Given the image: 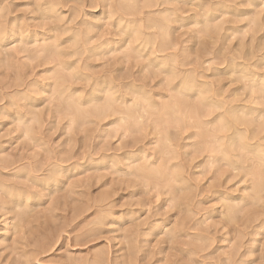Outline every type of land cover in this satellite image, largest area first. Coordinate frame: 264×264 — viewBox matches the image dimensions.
Instances as JSON below:
<instances>
[{"label":"rangeland","instance_id":"1","mask_svg":"<svg viewBox=\"0 0 264 264\" xmlns=\"http://www.w3.org/2000/svg\"><path fill=\"white\" fill-rule=\"evenodd\" d=\"M263 60L261 0H0V264H264V167L206 124Z\"/></svg>","mask_w":264,"mask_h":264},{"label":"bare ground","instance_id":"2","mask_svg":"<svg viewBox=\"0 0 264 264\" xmlns=\"http://www.w3.org/2000/svg\"><path fill=\"white\" fill-rule=\"evenodd\" d=\"M129 1V0H128ZM135 2V1H134ZM150 2V1H149ZM172 2V1H171ZM132 4V3H131ZM134 4V3H133ZM108 5V4H107ZM125 5V4H124ZM123 5V6H124ZM121 8V7H120ZM128 10V9H127ZM111 11V10H110ZM121 11V10H120ZM113 15V14H112ZM115 15V14H114ZM168 16V15H167ZM127 17V16H126ZM112 20V19H111ZM128 23V22H127ZM120 25V24H119ZM130 25V24H129ZM128 26V25H127ZM123 27L121 28L122 32L123 31H127L125 32L128 33V27ZM122 27V26H121ZM120 28V27H119ZM125 28V29H124ZM86 30V29H85ZM92 30V29H91ZM120 30V31H121ZM133 30V29H132ZM160 30V29H159ZM4 33V32H3ZM130 33V32H129ZM80 36V35H79ZM21 37V36H20ZM147 37V36H146ZM14 38V37H13ZM19 38V37H18ZM38 38V37H37ZM22 39V38H20ZM23 40V39H22ZM37 40V39H36ZM39 42V41H38ZM90 44V43H89ZM40 45V44H39ZM34 46V45H33ZM57 46V45H56ZM69 49V48H68ZM59 51V50H57ZM83 52V51H82ZM113 52V51H112ZM155 52V51H154ZM91 55V54H90ZM69 56V55H68ZM92 56V55H91ZM58 61V60H57ZM264 61V60H263ZM55 64V63H54ZM66 67V66H65ZM62 70V69H61ZM248 73V72H247ZM54 74V73H53ZM64 74V72H63ZM251 74V73H250ZM249 74V75H250ZM76 75V74H75ZM78 75V74H77ZM95 76V75H94ZM254 77V75H253ZM53 78V77H52ZM89 78V77H88ZM83 79V78H82ZM251 80V79H250ZM254 80V79H253ZM88 81V80H87ZM256 82V81H254ZM255 84V83H253ZM252 84V86H253ZM260 86V85H259ZM261 86L264 87V82L261 83ZM105 87V85H104ZM104 87H102L104 89ZM54 88V87H53ZM133 88V87H132ZM181 88V87H180ZM179 88V89H180ZM260 88V87H259ZM184 89L186 91H193L196 89V86L194 84H184ZM183 89V90H184ZM55 90V89H54ZM71 90V89H70ZM141 90V89H140ZM90 91V90H89ZM106 91V90H105ZM182 91V89L180 90ZM260 91V90H259ZM262 92V91H260ZM264 93V92H263ZM135 94V91H134ZM260 94V93H259ZM259 96V95H258ZM71 97V96H70ZM260 98V97H259ZM143 99V98H142ZM206 99V98H205ZM210 99V98H208ZM212 99V98H211ZM223 99V98H221ZM248 99V98H247ZM261 99V98H260ZM259 99V100H260ZM59 100V99H58ZM64 100V99H63ZM69 100V97H68ZM125 100V99H124ZM258 100V99H257ZM65 101V100H64ZM136 101V100H135ZM207 101V100H206ZM211 101V100H210ZM107 102V101H106ZM198 102V101H197ZM208 102V101H207ZM255 102V101H254ZM91 103V102H90ZM103 103V102H102ZM127 103V102H126ZM202 103V102H201ZM206 103V102H205ZM212 103V102H211ZM256 103V102H255ZM61 104V103H60ZM67 104V103H66ZM83 104V103H82ZM96 104V103H95ZM109 104V103H108ZM204 104V103H203ZM209 104V103H208ZM225 104V103H222ZM69 105V104H68ZM78 105V104H77ZM106 106V105H105ZM108 106V105H107ZM112 106V105H111ZM122 106V105H121ZM212 106V104H211ZM210 106V108H212ZM216 106V105H215ZM224 107V105H222ZM258 104L254 107L252 106H241L239 109L240 110H236V112H238L239 115H241V117H237V113L232 110L233 108H230V110L228 109V111L224 110L223 113L217 114L213 119L209 120L206 122L207 125H210L209 130H211L212 132L210 133L211 137L213 138V142L212 144H215V148H213L210 144L209 146H211L210 148H208L207 150V160H212V162H216L218 163L219 161H222L224 163V165L232 167V169H239L240 168H252L250 166L256 165L257 171H254V169H252L251 171L248 170V174L252 175V176H259L260 173L262 174L263 172H261V168L264 167V143H262V141L264 140V136L261 137L260 134H256V135H252L246 134V127L245 125L247 124V122L252 123L253 121H256L257 119L260 120L259 123V127H264V108H260L257 107ZM229 108V106H227ZM91 108V107H90ZM108 108V107H106ZM71 109V108H70ZM113 109V108H112ZM222 109V108H221ZM236 109V108H235ZM198 112V110H196ZM210 111V110H209ZM65 112V111H64ZM90 112V111H89ZM183 112V111H182ZM193 112V111H192ZM195 112V111H194ZM180 113V112H179ZM211 113V112H210ZM209 113V114H210ZM69 114V113H68ZM121 114V113H120ZM181 114V113H180ZM195 114V113H194ZM184 115V114H183ZM199 115V114H198ZM208 115V114H207ZM170 116V115H169ZM181 116V115H180ZM196 116V114H195ZM212 116V115H210ZM186 117V116H185ZM197 117V116H196ZM204 117V116H203ZM247 117H250L249 119H247ZM113 118V117H112ZM184 118V116H183ZM183 118L181 117L180 120L183 121ZM194 118V117H193ZM93 119V118H92ZM179 119V117H178ZM191 119V118H190ZM195 119V118H194ZM76 120V119H75ZM94 120V119H93ZM124 120V119H123ZM179 120V121H180ZM193 120V119H192ZM197 120V119H196ZM195 120V121H196ZM207 120V119H205ZM239 121L240 126L243 127L244 129L241 130V128L238 127H233L234 125H236L234 122L235 121ZM249 120V121H248ZM185 121V120H184ZM237 121V122H238ZM186 122V121H185ZM193 122V121H192ZM234 123L233 124V130L231 133H226L224 132L225 130L227 131V129H231V127L229 128L230 125H228L229 123ZM116 123V122H115ZM118 123V121H117ZM123 123V122H122ZM196 123V122H195ZM201 123V122H200ZM89 123H87L88 125ZM120 124V123H119ZM203 124V123H202ZM205 124V125H206ZM218 124V127H216ZM90 125V124H89ZM196 125V124H195ZM201 125V124H200ZM204 125V126H205ZM239 125V124H238ZM251 126V124H249ZM141 126V125H140ZM166 126V125H165ZM175 126V125H174ZM239 126V127H240ZM104 128V127H103ZM198 128V127H197ZM196 128V129H197ZM201 128V127H200ZM208 128V127H207ZM212 128V129H211ZM204 130V129H203ZM200 131V130H199ZM205 131V130H204ZM253 131V130H252ZM206 132V131H205ZM229 132V131H228ZM191 133V132H190ZM209 135V136H210ZM206 136V135H205ZM113 137V136H112ZM196 137V136H195ZM202 137V136H201ZM114 138V137H113ZM198 138V137H197ZM193 139V138H192ZM199 139V138H198ZM189 140V139H187ZM194 140V139H193ZM197 140V139H196ZM199 141V140H198ZM170 142V141H169ZM201 142V141H200ZM193 143V142H192ZM196 145V144H195ZM193 146V145H191ZM181 147V146H180ZM197 147V146H196ZM131 149V148H130ZM174 150V149H173ZM121 151V150H120ZM201 151V150H200ZM203 151V150H202ZM165 152V151H164ZM153 153V152H152ZM217 154L220 155V159H217ZM186 156V155H185ZM127 158V157H126ZM201 158V157H200ZM193 159V158H192ZM133 160V159H132ZM206 160V159H205ZM240 161V162H239ZM242 161V162H241ZM239 163V164H237ZM250 163V166L247 167V164ZM252 163V164H251ZM148 164V163H147ZM206 164V163H205ZM259 164V165H257ZM149 165V164H148ZM132 166V165H131ZM178 166V165H177ZM208 166V165H207ZM214 166V165H213ZM238 166V167H237ZM250 167V168H249ZM129 168V167H128ZM172 168V167H171ZM153 169V168H152ZM198 169V168H197ZM214 169V168H213ZM96 170V169H95ZM138 170V169H137ZM158 170V169H157ZM105 171V170H104ZM108 171V170H107ZM254 171V173H252ZM40 172V171H39ZM109 172V171H108ZM112 172V171H111ZM244 172V171H243ZM41 173V172H40ZM115 174V173H113ZM123 174V173H122ZM125 174V173H124ZM149 174V173H148ZM236 174V173H235ZM217 175V174H216ZM243 175V174H242ZM147 176V175H146ZM129 178V177H128ZM179 178V177H177ZM182 178V176H181ZM43 179V178H42ZM251 179V178H250ZM157 180V179H156ZM179 181V180H178ZM183 182V181H182ZM185 182V181H184ZM245 183V182H244ZM178 184V183H177ZM183 184V183H181ZM256 184V183H255ZM259 184V183H258ZM180 185V184H179ZM157 186V185H156ZM163 186V185H162ZM175 187V186H174ZM183 187V186H182ZM256 187V186H255ZM69 188V187H68ZM134 189V188H133ZM46 190V189H45ZM72 191V190H71ZM177 191V190H176ZM219 191V190H218ZM225 191V190H224ZM72 193V192H71ZM26 194V193H25ZM165 194V193H164ZM216 194V193H215ZM258 194V192H257ZM11 195V194H10ZM228 195V194H227ZM248 195V194H247ZM226 196V195H225ZM166 197V196H165ZM192 197V196H191ZM25 198V197H24ZM131 198V197H130ZM155 198V197H154ZM22 199V197H21ZM20 197L17 198L16 202H19ZM106 200V199H105ZM110 200V198H109ZM104 201V200H103ZM15 203V202H14ZM98 203V201H97ZM20 205V204H19ZM106 205V204H105ZM228 205V204H227ZM226 205V206H227ZM239 205V204H238ZM97 207V206H96ZM92 208V207H91ZM229 208V205L228 207ZM116 209V208H115ZM164 209V208H163ZM171 210V209H170ZM172 211V210H171ZM232 211H234L232 209ZM185 212V211H184ZM189 212V211H188ZM107 213V212H106ZM183 213V212H182ZM97 214V213H96ZM188 215V213H187ZM103 217V216H102ZM182 217V216H181ZM187 217V216H186ZM134 221V220H133ZM178 222V221H177ZM184 223V222H183ZM207 223V222H206ZM158 225V224H157ZM203 225V224H202ZM221 225V224H220ZM134 229V228H133ZM186 229V228H185ZM226 229V228H225ZM136 230V229H135ZM133 232V231H132ZM128 233V232H127ZM125 234V233H124ZM134 236V235H133ZM173 237V236H172ZM123 238V237H122ZM178 238V237H177ZM132 239V238H131ZM208 239V238H207ZM205 240V239H204ZM128 242V241H127ZM131 243V242H130ZM134 245V244H133ZM196 246V245H195ZM207 246V245H206ZM130 247V246H129ZM129 249V248H128ZM127 249V250H128ZM133 250V247L131 248ZM119 250V249H118ZM237 251V250H236ZM126 252V251H125ZM203 252V251H202ZM128 254V253H127ZM132 255V254H131Z\"/></svg>","mask_w":264,"mask_h":264},{"label":"snow or ice","instance_id":"3","mask_svg":"<svg viewBox=\"0 0 264 264\" xmlns=\"http://www.w3.org/2000/svg\"><path fill=\"white\" fill-rule=\"evenodd\" d=\"M261 3L264 4V0H261Z\"/></svg>","mask_w":264,"mask_h":264}]
</instances>
